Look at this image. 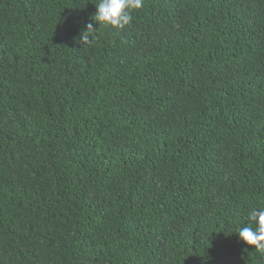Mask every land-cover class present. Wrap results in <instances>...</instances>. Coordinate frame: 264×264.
I'll use <instances>...</instances> for the list:
<instances>
[{
    "label": "trees",
    "instance_id": "trees-1",
    "mask_svg": "<svg viewBox=\"0 0 264 264\" xmlns=\"http://www.w3.org/2000/svg\"><path fill=\"white\" fill-rule=\"evenodd\" d=\"M0 0V264H264V0Z\"/></svg>",
    "mask_w": 264,
    "mask_h": 264
},
{
    "label": "clouds",
    "instance_id": "clouds-1",
    "mask_svg": "<svg viewBox=\"0 0 264 264\" xmlns=\"http://www.w3.org/2000/svg\"><path fill=\"white\" fill-rule=\"evenodd\" d=\"M142 6L143 0H100L92 17L94 23H87L80 33V44L89 45L93 42L97 29L95 24L124 29L133 20L131 11L138 10ZM249 220L255 222V227L252 226V223H249L248 226H241L236 232L238 238L246 245L253 246L256 251L264 254V207L253 208L249 213Z\"/></svg>",
    "mask_w": 264,
    "mask_h": 264
}]
</instances>
